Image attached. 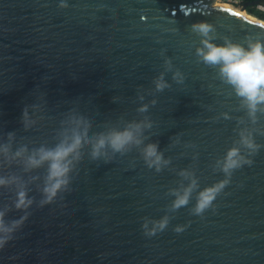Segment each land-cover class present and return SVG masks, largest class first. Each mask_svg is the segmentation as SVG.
I'll return each instance as SVG.
<instances>
[{
	"label": "water",
	"instance_id": "water-1",
	"mask_svg": "<svg viewBox=\"0 0 264 264\" xmlns=\"http://www.w3.org/2000/svg\"><path fill=\"white\" fill-rule=\"evenodd\" d=\"M217 1L0 0V178L11 181L0 187V212L6 223L27 215L0 264H264V115L249 121L218 66L197 56L203 38L191 30L207 22L210 42L246 47V37L264 42V23ZM161 77L167 87L158 91ZM136 124L139 144L92 157L100 136ZM85 127L67 189L41 206L48 164L26 170L27 156ZM241 128L261 146L245 154L252 164L191 214L198 191L225 178L218 162ZM149 144L159 172L145 162ZM192 180L189 204L173 211L172 193ZM21 190L32 204L17 210ZM164 216L166 228L146 236L142 224Z\"/></svg>",
	"mask_w": 264,
	"mask_h": 264
},
{
	"label": "clouds",
	"instance_id": "clouds-1",
	"mask_svg": "<svg viewBox=\"0 0 264 264\" xmlns=\"http://www.w3.org/2000/svg\"><path fill=\"white\" fill-rule=\"evenodd\" d=\"M61 9L67 7V4L61 2ZM264 27V25H262ZM191 30L199 34L203 39L201 48H197L196 54L201 61L209 66H218L221 79L231 86L233 92L241 102L242 108L246 111L247 117L252 124L257 122V114L264 115V42L260 39L253 41L246 37V47L239 43H233L225 38L222 45H217L210 42L213 37L210 35L214 31L213 25L207 22H196L191 25ZM177 76L179 73L176 74ZM156 89L162 90L167 87L162 82V77L156 82ZM145 111V108L140 109ZM25 127L28 126L29 116L28 110L25 108L22 113ZM139 131L140 125H130L129 128L123 131H115L105 136H100L92 147V157L96 158L100 155V150L106 145L113 152H123L129 145L140 141L135 139L134 131ZM13 134H8V139H12ZM87 136V127L83 132L73 131L70 136L62 139L54 148L46 149L41 147L35 153L28 155L25 161L26 170L37 168L44 163L48 164V172L43 188L44 199L41 201V206L51 204L61 190H66L69 185V173L72 170L74 160L79 159V150L82 146V141H85ZM238 140L235 142L238 146H233L227 150L223 160L219 161L220 171L224 174V179L214 185L198 191L195 205L191 208L190 213L193 215H201L205 210L213 206V201L221 193L229 183V179L234 170L241 168L244 165H251L252 160L247 159L246 155L254 154L261 146L256 144L253 139V131L241 128L237 132ZM242 149L246 152H242ZM10 151V145H6L2 149V154L6 158ZM26 149L21 148L13 154V159L20 158ZM144 159L149 168L155 167L156 172H159L162 157L157 153V147L154 144H149L144 149ZM167 164V161H163ZM181 175H185L181 173ZM6 181L0 178V187L5 186ZM196 188V181L183 189L182 192H173L175 197L171 204L173 211L185 207L189 204L191 194ZM32 204V200L27 198L25 191L21 190L17 193L15 208L17 210L27 209ZM5 213L0 212V249L12 239L14 232L24 223L27 215L21 216L18 220L5 222ZM169 223V217L164 216L159 220L151 222L149 229L148 223H143L142 228L148 229L144 232L146 236H152L159 231H163ZM177 233L183 231L181 227L174 229Z\"/></svg>",
	"mask_w": 264,
	"mask_h": 264
},
{
	"label": "trees",
	"instance_id": "trees-1",
	"mask_svg": "<svg viewBox=\"0 0 264 264\" xmlns=\"http://www.w3.org/2000/svg\"><path fill=\"white\" fill-rule=\"evenodd\" d=\"M253 1L255 0H241L242 5L246 4L245 10L247 11V13L259 19L264 20V11H262L261 9H258L255 5H252L251 2Z\"/></svg>",
	"mask_w": 264,
	"mask_h": 264
},
{
	"label": "rangeland",
	"instance_id": "rangeland-1",
	"mask_svg": "<svg viewBox=\"0 0 264 264\" xmlns=\"http://www.w3.org/2000/svg\"><path fill=\"white\" fill-rule=\"evenodd\" d=\"M218 4H227V5H230L232 7H237V8H240L241 10L242 9V2L241 0H219L217 1ZM258 9H261L262 11H264V8L263 7H258L256 6ZM245 12H247L246 10H244ZM249 14V13H248Z\"/></svg>",
	"mask_w": 264,
	"mask_h": 264
},
{
	"label": "bare ground",
	"instance_id": "bare-ground-1",
	"mask_svg": "<svg viewBox=\"0 0 264 264\" xmlns=\"http://www.w3.org/2000/svg\"><path fill=\"white\" fill-rule=\"evenodd\" d=\"M218 5H224V6H226L227 8L233 9V10H235V12H237V13H239V14H241V15H244V16L247 17V18H250V19H252V20H255V21L263 22V23H264V20L259 19V18L255 17V16L250 15V14H248L247 12H245L244 10H241L240 8L232 7V6L227 5V4H218Z\"/></svg>",
	"mask_w": 264,
	"mask_h": 264
}]
</instances>
